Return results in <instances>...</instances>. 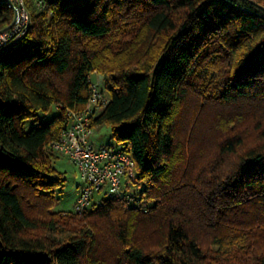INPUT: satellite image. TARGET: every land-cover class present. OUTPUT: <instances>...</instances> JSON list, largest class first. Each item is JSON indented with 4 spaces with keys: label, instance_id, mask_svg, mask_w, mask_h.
Here are the masks:
<instances>
[{
    "label": "trees",
    "instance_id": "obj_1",
    "mask_svg": "<svg viewBox=\"0 0 264 264\" xmlns=\"http://www.w3.org/2000/svg\"><path fill=\"white\" fill-rule=\"evenodd\" d=\"M26 3L0 51V264H264V0ZM12 19L0 3V31ZM95 72L93 125L132 154L147 211L53 209L50 144Z\"/></svg>",
    "mask_w": 264,
    "mask_h": 264
},
{
    "label": "built area",
    "instance_id": "obj_2",
    "mask_svg": "<svg viewBox=\"0 0 264 264\" xmlns=\"http://www.w3.org/2000/svg\"><path fill=\"white\" fill-rule=\"evenodd\" d=\"M13 14L9 27L0 31V51L22 38L31 26L26 0H0ZM42 8L47 5L39 2ZM97 73V72H95ZM110 101L109 95L92 82L91 95L82 110H67L68 125L60 139L50 144L51 150L66 156L79 176L74 214L82 216L105 200L123 201L126 205L147 211L150 202L131 191V184L140 186L136 163L129 151L116 144L98 146L93 134V120Z\"/></svg>",
    "mask_w": 264,
    "mask_h": 264
},
{
    "label": "rangeland",
    "instance_id": "obj_3",
    "mask_svg": "<svg viewBox=\"0 0 264 264\" xmlns=\"http://www.w3.org/2000/svg\"><path fill=\"white\" fill-rule=\"evenodd\" d=\"M11 45H9V46H11ZM9 46H7V47H9ZM90 79L92 80V82L98 81L99 89L105 91L108 95H110L109 90L106 87L105 78L103 75H99L97 73H92L90 76ZM56 112H57L56 108H53L52 111L49 114H47V118H50ZM32 124H33L32 121H28L26 128L29 129L32 126ZM108 128H109L108 126H104L100 132V133H102L104 141H108V140L112 139L110 136ZM56 154H57V157L55 158L53 165L58 171H60L64 174L65 182H64V185L56 191L57 201H56L53 209L55 211H63V212H72L73 213L74 212V205H75L77 194H78L77 182H79V176H78V173L76 175L77 169L73 164L70 163L69 159L66 156H64L58 152H56ZM141 183L143 184L142 181H141ZM130 186H131L132 192H138L142 188L141 185L140 186H137V185L134 186L131 184ZM74 217H76L78 219L81 218L80 216H77V215ZM57 238H59V237H57Z\"/></svg>",
    "mask_w": 264,
    "mask_h": 264
},
{
    "label": "crops",
    "instance_id": "obj_4",
    "mask_svg": "<svg viewBox=\"0 0 264 264\" xmlns=\"http://www.w3.org/2000/svg\"><path fill=\"white\" fill-rule=\"evenodd\" d=\"M99 75H102L100 73H97ZM104 126H108L109 128V133H110V136H111V140H108V141H104L103 140V136H102V133L101 132V129L104 127ZM100 130V131H99ZM93 139L95 141V143L98 145V146H102V145H106V144H116L117 145V141L114 140V138L112 137V132H111V127L109 125H106V124H101V125H97L95 126V131H94V134H93ZM70 161V160H69ZM71 163V162H70ZM72 164V163H71ZM76 175H77V171H76ZM79 182H77V186H78ZM78 192V190H77Z\"/></svg>",
    "mask_w": 264,
    "mask_h": 264
}]
</instances>
